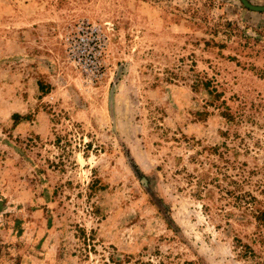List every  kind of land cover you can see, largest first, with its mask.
I'll list each match as a JSON object with an SVG mask.
<instances>
[{"label":"rangeland","instance_id":"1","mask_svg":"<svg viewBox=\"0 0 264 264\" xmlns=\"http://www.w3.org/2000/svg\"><path fill=\"white\" fill-rule=\"evenodd\" d=\"M0 264H264V12L0 0Z\"/></svg>","mask_w":264,"mask_h":264},{"label":"built area","instance_id":"2","mask_svg":"<svg viewBox=\"0 0 264 264\" xmlns=\"http://www.w3.org/2000/svg\"><path fill=\"white\" fill-rule=\"evenodd\" d=\"M109 23L81 19L64 35L67 59L82 73L93 78L103 75L106 65Z\"/></svg>","mask_w":264,"mask_h":264},{"label":"water","instance_id":"3","mask_svg":"<svg viewBox=\"0 0 264 264\" xmlns=\"http://www.w3.org/2000/svg\"><path fill=\"white\" fill-rule=\"evenodd\" d=\"M243 6L252 11L264 12V5H255L248 0H240Z\"/></svg>","mask_w":264,"mask_h":264},{"label":"trees","instance_id":"4","mask_svg":"<svg viewBox=\"0 0 264 264\" xmlns=\"http://www.w3.org/2000/svg\"><path fill=\"white\" fill-rule=\"evenodd\" d=\"M249 1V0H248ZM229 24V22H227V25Z\"/></svg>","mask_w":264,"mask_h":264}]
</instances>
